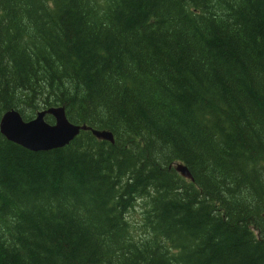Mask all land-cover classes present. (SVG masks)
Masks as SVG:
<instances>
[{
    "label": "trees",
    "instance_id": "trees-1",
    "mask_svg": "<svg viewBox=\"0 0 264 264\" xmlns=\"http://www.w3.org/2000/svg\"><path fill=\"white\" fill-rule=\"evenodd\" d=\"M50 106L113 141L0 133V264H264V0H0V116Z\"/></svg>",
    "mask_w": 264,
    "mask_h": 264
},
{
    "label": "water",
    "instance_id": "water-1",
    "mask_svg": "<svg viewBox=\"0 0 264 264\" xmlns=\"http://www.w3.org/2000/svg\"><path fill=\"white\" fill-rule=\"evenodd\" d=\"M51 115L53 123L45 120ZM81 130H89L103 140L112 142L113 135L108 130H100L86 124L70 122L62 106H50L36 112L29 120H24L18 110L10 109L0 116V133L9 141L31 151H47L69 144ZM174 169L183 177L192 180L188 167L182 162H174Z\"/></svg>",
    "mask_w": 264,
    "mask_h": 264
},
{
    "label": "rangeland",
    "instance_id": "rangeland-1",
    "mask_svg": "<svg viewBox=\"0 0 264 264\" xmlns=\"http://www.w3.org/2000/svg\"><path fill=\"white\" fill-rule=\"evenodd\" d=\"M141 205L137 204L133 209H131L128 213V220L135 225V234L141 235V229L139 227L142 224V213H141Z\"/></svg>",
    "mask_w": 264,
    "mask_h": 264
},
{
    "label": "bare ground",
    "instance_id": "bare-ground-1",
    "mask_svg": "<svg viewBox=\"0 0 264 264\" xmlns=\"http://www.w3.org/2000/svg\"><path fill=\"white\" fill-rule=\"evenodd\" d=\"M10 110V109H9Z\"/></svg>",
    "mask_w": 264,
    "mask_h": 264
}]
</instances>
